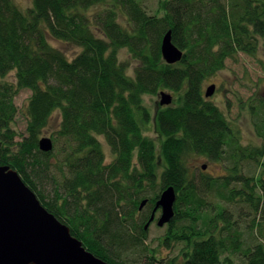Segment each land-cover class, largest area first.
I'll list each match as a JSON object with an SVG mask.
<instances>
[{"label":"trees","instance_id":"1","mask_svg":"<svg viewBox=\"0 0 264 264\" xmlns=\"http://www.w3.org/2000/svg\"><path fill=\"white\" fill-rule=\"evenodd\" d=\"M169 31L184 53L172 65L161 52ZM51 39L81 53L70 60ZM261 47L264 0H159L156 14L139 0H33L27 10L0 0V166L17 171L43 206L108 264H158L145 226L170 187L177 199L167 249L184 243L186 264H234L235 255L242 264H264V243L245 248L230 211L231 204L250 205L247 231L262 234L264 140L243 145L203 90L227 60L239 53L254 57ZM122 50L138 63L132 74ZM11 73L14 82L6 80ZM26 89L32 95L22 136L14 129L15 98ZM162 90L174 93L176 104L156 103L152 110L145 99ZM247 103L263 138L264 102ZM56 112L54 150L64 145L58 166L54 150L39 148ZM103 140L114 156L110 163ZM194 156L228 163V175L198 179L188 166ZM245 164L259 167V174L244 176ZM44 179L54 186L52 196L39 189Z\"/></svg>","mask_w":264,"mask_h":264},{"label":"rangeland","instance_id":"2","mask_svg":"<svg viewBox=\"0 0 264 264\" xmlns=\"http://www.w3.org/2000/svg\"><path fill=\"white\" fill-rule=\"evenodd\" d=\"M146 7L150 14H156L158 9L159 0H139ZM17 4L23 9L27 10L32 7L33 0H16ZM120 22L123 25H126L125 15L120 12ZM51 44L62 50L65 55L70 59H74L77 55L81 53V49L75 47L74 45L64 44L56 40H50ZM120 59L122 62L127 63L130 66V74H132L134 68L138 65L137 62L132 60L127 50H122L120 53ZM7 81L14 82V73H11L7 78ZM215 85L216 90L210 100L214 102L225 114L227 119L230 121L232 127L238 131L240 139L243 145L245 146H261L263 144L264 137L261 138L256 131L255 122H257L256 110H252L247 103L249 99L255 98L256 100H261L264 102V50L263 47L259 49L257 54L252 57L244 53H239L235 58L229 59L226 61L225 68L218 72L215 76L209 78L205 81L203 85L204 92L207 89ZM166 92L173 97V103L170 106L176 104V96L174 93L162 90L155 97H147L145 99L146 105L154 110L156 108V103L160 106V93ZM32 95L30 90H22L17 97L15 98V104L18 108V115L14 121V129L21 134L26 136L27 129V106L28 101ZM255 102V101H252ZM258 103V102H256ZM256 103H253L256 105ZM161 107V106H160ZM61 115L59 112H56L53 115V118L48 126V128L43 132L42 138H51L54 133H56L60 127ZM149 135L154 138L153 132L150 130ZM104 151L106 154L107 163H110L114 156L111 149L102 142ZM63 142H58V145L54 150V161L53 164L58 166L59 161L62 159L61 150L63 149ZM228 163L222 164L212 163L207 161L204 157L194 156L189 159L188 166L191 168L193 174H196L197 178L200 179L202 176L209 178H218L228 175L226 167ZM55 166V167H56ZM206 166V170H203L202 167ZM241 172L245 176H257L260 172L259 167L256 165L245 164L241 166ZM56 175V179H60L58 171L55 169L53 172ZM39 189L47 197L54 194L53 184L49 185V180L44 179L40 184ZM51 192V193H50ZM217 202L216 200H212ZM250 205L247 204H231L230 211L234 220H239L241 231H244V240L245 248L253 247L257 242L264 243V230L262 234L259 232L255 234V238L249 234L247 227L252 223L254 215L250 210ZM161 213L157 214V219H159ZM264 221V220H263ZM167 232V226L160 228L157 225V222L151 224L147 232V245L156 251V255L159 258L162 257H171L175 258L178 255H184L183 252L186 249L184 243H177L172 248L167 249L164 246V236ZM163 241V242H162ZM131 260L134 258L129 257ZM241 256L235 255L232 259L234 264H242ZM142 261V260H141ZM137 261L135 264L140 263ZM174 261V260H173Z\"/></svg>","mask_w":264,"mask_h":264},{"label":"water","instance_id":"3","mask_svg":"<svg viewBox=\"0 0 264 264\" xmlns=\"http://www.w3.org/2000/svg\"><path fill=\"white\" fill-rule=\"evenodd\" d=\"M161 52L167 64H176L183 58L181 51L172 41L169 31L162 40ZM215 85L206 91L210 98ZM160 106H170L172 95L161 92ZM42 152H52L51 138L39 141ZM206 170V166L202 167ZM175 189L164 190L145 226L148 231L155 222L156 212L161 209L157 220L160 228L170 224L175 217ZM147 204L143 201L140 209ZM0 264H108L88 251L83 242L74 237L68 226L61 223L40 202L37 195L24 183L17 171L0 166Z\"/></svg>","mask_w":264,"mask_h":264},{"label":"flooded vegetation","instance_id":"4","mask_svg":"<svg viewBox=\"0 0 264 264\" xmlns=\"http://www.w3.org/2000/svg\"><path fill=\"white\" fill-rule=\"evenodd\" d=\"M157 220L158 219H155V222H157ZM168 225H166V226L168 227ZM166 226H164V227H166ZM171 245H173V244H171ZM187 260H188L187 257L185 255H182V254L178 255L174 259L171 257H162V258L157 257V261H159L158 264H172V263H174V264H186Z\"/></svg>","mask_w":264,"mask_h":264}]
</instances>
